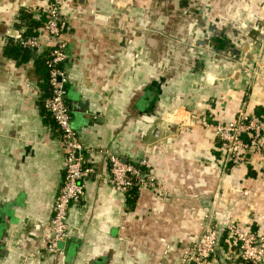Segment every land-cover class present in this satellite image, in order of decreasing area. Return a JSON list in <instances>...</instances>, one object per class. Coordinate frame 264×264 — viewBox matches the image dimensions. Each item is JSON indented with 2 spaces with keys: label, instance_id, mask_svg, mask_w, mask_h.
I'll return each instance as SVG.
<instances>
[{
  "label": "crops",
  "instance_id": "obj_1",
  "mask_svg": "<svg viewBox=\"0 0 264 264\" xmlns=\"http://www.w3.org/2000/svg\"><path fill=\"white\" fill-rule=\"evenodd\" d=\"M47 3L0 0V264H182L212 209L264 235V158L225 168L200 124L264 112V0H63L66 101L93 172L62 253L46 254L66 169L44 107L48 47L7 56L5 31L26 30L24 13L42 21ZM105 151L146 159L154 186L117 190ZM238 253L226 234L211 264H250Z\"/></svg>",
  "mask_w": 264,
  "mask_h": 264
},
{
  "label": "built area",
  "instance_id": "obj_2",
  "mask_svg": "<svg viewBox=\"0 0 264 264\" xmlns=\"http://www.w3.org/2000/svg\"><path fill=\"white\" fill-rule=\"evenodd\" d=\"M47 2L45 8L47 19L41 28L48 33L45 42L41 41L39 31L37 35L25 36L24 28H19L15 34H10L9 30H6L5 38L32 50L48 47L46 63L49 67L51 92L44 100V107L61 132L66 157L64 182L53 206L46 249V254L58 256L62 253L60 244L67 239L69 208L71 205L77 206L81 203L85 194L84 180L93 172V168L83 163L81 156L83 144L73 127L71 110L66 101L68 77L63 64L68 55L62 37L67 28L65 15L62 12L63 0H47ZM260 67L262 68L263 65L258 59L256 71ZM200 124L205 128H214L225 168L245 161L248 154L255 153L264 158V115H250L246 110H241L233 120L212 123L203 118ZM105 153L110 163V182L117 190L128 193L134 186L142 188L154 186L153 178H150L142 168L147 164L146 159L136 165L126 162L114 152L105 151ZM245 194H248V191L245 190ZM222 231H226L237 244L240 260L251 264H264V235L252 228L242 226L233 219L217 220L213 209L205 213L203 231L198 240L185 252L182 264H211Z\"/></svg>",
  "mask_w": 264,
  "mask_h": 264
},
{
  "label": "trees",
  "instance_id": "obj_3",
  "mask_svg": "<svg viewBox=\"0 0 264 264\" xmlns=\"http://www.w3.org/2000/svg\"><path fill=\"white\" fill-rule=\"evenodd\" d=\"M44 14H45V19H43L42 21H36V20L32 19L29 14H26V13H24L22 15L23 19L26 20V22H27V29L24 32L25 36H31V35H37L38 34V31L45 25V22L47 19L45 11H44ZM5 54L7 56H10L13 58H19V57L29 58L31 56V49L24 47L20 43L15 42L13 40H7V46L5 47ZM47 54H48V52H46L45 58L42 61L41 60L38 61L40 66L42 67V72L45 74L44 84L46 85V89H47L46 97L51 92L50 85H49V67L46 63ZM262 115H264V112H262L259 116H262ZM142 168H143V170H145L144 166ZM135 187H138V186H134L133 189H136ZM226 234H227L226 231H222L219 234L218 242H217V250L219 249V247L221 245V239L225 238ZM248 263H250V262H248Z\"/></svg>",
  "mask_w": 264,
  "mask_h": 264
}]
</instances>
